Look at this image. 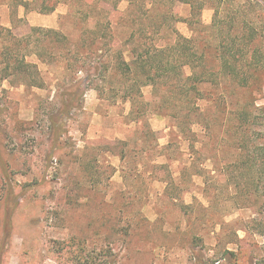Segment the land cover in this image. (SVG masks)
Listing matches in <instances>:
<instances>
[{
  "label": "rangeland",
  "instance_id": "obj_1",
  "mask_svg": "<svg viewBox=\"0 0 264 264\" xmlns=\"http://www.w3.org/2000/svg\"><path fill=\"white\" fill-rule=\"evenodd\" d=\"M183 1L203 3L196 18L204 26L211 24L216 0ZM98 3L102 21L116 20L127 6L123 0ZM166 3L171 28L162 30L157 43L170 44L180 34L202 45L200 40L208 33L216 42L217 32L176 20L192 18L190 3ZM230 3L229 12L226 4L219 9L221 21L227 22L237 5L243 14L260 13L257 24L264 48V1ZM67 12L64 2L48 14L18 7L17 16L22 18L18 20L2 4L0 25L11 27L10 39L17 43L13 47L21 60L24 46L38 51L43 38L39 33L28 37L31 26L79 35V21L67 17ZM128 35L126 27L115 25L114 45L129 55L133 44ZM4 36L0 32V264H264V204L253 193L244 201L246 187L231 182L236 172L221 167L234 160L230 146L221 152L218 147L224 135L221 122L229 114L218 108L212 111L211 128L195 138L204 141L203 146L190 149L189 143L181 144L183 161L192 160L210 174L191 176L193 169L188 170L178 181L185 191L167 196L165 183L157 177L168 168L177 175L180 162L168 168L155 166L162 161L154 162L159 148L143 135V122L132 121L130 103L114 94L104 74L88 78L85 71L68 64L64 41L51 43L47 53L39 50L40 60L28 56L35 67L4 71ZM101 53L109 54L105 48ZM208 65L219 69L214 53ZM183 71L190 73L188 66ZM258 82L237 89L220 74L216 84L203 87L212 97L226 96L235 105L246 101L260 106L264 76ZM151 89L144 88L146 98L153 96ZM63 90L72 92L81 107L59 118L64 132L56 141L48 118L56 112ZM173 101L180 107L178 95L173 94ZM148 125L157 131L160 145L166 144L169 118L149 115Z\"/></svg>",
  "mask_w": 264,
  "mask_h": 264
},
{
  "label": "trees",
  "instance_id": "obj_2",
  "mask_svg": "<svg viewBox=\"0 0 264 264\" xmlns=\"http://www.w3.org/2000/svg\"><path fill=\"white\" fill-rule=\"evenodd\" d=\"M99 1L106 2V0H0V5H7L11 14L16 15L15 18L18 20H22L17 16L18 7H23L26 12L36 10L48 14L54 12L61 2L68 6L67 17L72 16L80 23L78 36L63 33L59 29L31 26L28 37L36 33L43 36L37 46L46 53L51 43L64 41L67 56L65 60L68 64H74L78 70L85 71L88 78L97 73L104 74V79L111 84L110 89L115 92L114 94L130 103L129 114L132 121L141 120L143 135L159 148L154 162H158L159 158H162V161L154 163L155 166L168 168L176 161L181 164L177 175L172 174L168 168L164 175L157 177L158 181L165 183L164 193L167 196L173 194L180 196V193L185 191L179 187L178 181L188 174V170L193 169L189 174L191 176L201 175L205 178L210 174L205 167L195 166L192 160L183 161L181 144L189 143L190 149L198 144L203 146L204 141L195 138L200 131H209L215 119L212 111L218 108L229 114L221 122L224 135H221L219 151L221 152L226 145L234 150L233 162L221 167H230V172H236L232 174L231 182L234 187L240 188V185L246 187L244 201L253 193L264 204V105L256 106L254 102L246 101L235 105L226 96L212 97L210 91L204 88L207 84H216L220 74L231 79L237 89L260 85L258 81L264 76V48L257 24L260 13L243 14L237 5L234 15L224 22L219 18V9H223V4H226L224 9L229 12L233 5L230 2L234 0H216L212 22L204 26L200 19L196 18L203 8V3L181 0L182 3L191 4L192 18L176 20H188L190 25L200 24L204 29L217 32V39L213 37L216 42H213L211 33L200 40L202 45H196L194 39L179 34L173 37L170 44L163 45L157 43V40L162 38V30L171 28L166 18L167 0H123L127 2V6L117 19L107 18L104 21L96 12ZM245 1L247 5H260L264 0ZM115 25L124 26L129 30L127 41L133 44L128 50L129 55L114 45ZM0 32H4L6 39L1 50L6 58L2 70L18 72L20 66H23L21 71L35 67L36 62L28 61L26 58L34 56L40 60V51L27 50L28 45H25L23 48L25 53H21L20 60L19 51L13 47L17 43L11 42L10 39L13 37L11 27L0 25ZM104 48L109 53L106 57L101 53ZM213 53L219 62L218 70L208 65V57ZM186 66L190 69L189 74L183 71ZM114 79L117 80L114 82ZM36 84L34 86H37ZM146 87L152 88L150 92L152 97H145ZM97 90L103 92L101 88L97 87ZM157 93L160 95L159 98L155 97ZM173 94L174 98L175 94L179 96L180 107L174 103ZM59 97L56 112L48 118L50 129L55 131L56 141L64 132L63 126L58 124L59 118L68 116L71 109L81 107L78 101L75 104L76 99L72 92L63 90ZM247 106L250 108L249 111ZM149 115L169 118L166 144L160 145L157 131L148 125ZM194 126L199 127V132L193 128ZM214 157L206 156L205 159ZM12 189L15 190L14 187ZM207 198L210 196L207 195Z\"/></svg>",
  "mask_w": 264,
  "mask_h": 264
}]
</instances>
